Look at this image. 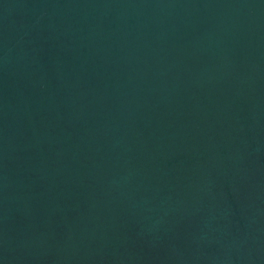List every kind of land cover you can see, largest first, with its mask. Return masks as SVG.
Returning a JSON list of instances; mask_svg holds the SVG:
<instances>
[{"label":"water","instance_id":"1","mask_svg":"<svg viewBox=\"0 0 264 264\" xmlns=\"http://www.w3.org/2000/svg\"><path fill=\"white\" fill-rule=\"evenodd\" d=\"M0 264H264V0H0Z\"/></svg>","mask_w":264,"mask_h":264}]
</instances>
